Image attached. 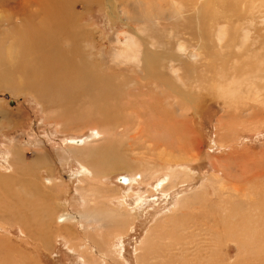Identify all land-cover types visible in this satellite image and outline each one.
Listing matches in <instances>:
<instances>
[{
    "label": "rangeland",
    "instance_id": "374dc122",
    "mask_svg": "<svg viewBox=\"0 0 264 264\" xmlns=\"http://www.w3.org/2000/svg\"><path fill=\"white\" fill-rule=\"evenodd\" d=\"M25 1L0 0L1 57L16 51L8 46L18 35L10 34L13 25L24 18L28 33L41 23V0ZM109 1L73 0L70 31L82 36L79 62L118 86L121 109L108 112L104 99L91 101L100 103L96 109L88 98L71 101L68 111L59 100L47 104L34 85L21 88L40 78V66L29 55L21 57L28 62L16 56L14 65L8 57L16 89L0 86V264H264V89L245 107L233 101L238 92L228 103L215 89L243 91L255 68V84L264 83V0H168V36L198 59L193 67L184 50L171 47L175 59L161 70L105 56L125 46L131 26ZM197 28L211 47L218 30V48L234 47L204 49ZM57 39L63 52L72 51L69 42L60 45L65 37ZM246 53L252 60L235 59ZM46 72L54 84L58 70ZM107 116L117 117L112 126H103ZM38 148L60 188L54 201L32 198L34 185L22 189L26 179L40 180L42 197L52 189L42 167L35 176L23 171Z\"/></svg>",
    "mask_w": 264,
    "mask_h": 264
},
{
    "label": "bare ground",
    "instance_id": "6f19581e",
    "mask_svg": "<svg viewBox=\"0 0 264 264\" xmlns=\"http://www.w3.org/2000/svg\"><path fill=\"white\" fill-rule=\"evenodd\" d=\"M72 1L73 0H41V4L38 1V3L40 4L39 9H40L41 23L39 24L37 31H32V32L26 33V30H28V29H27V23H26L24 18L21 20V22H19L20 25H18V26L13 25L9 29L10 34H11V31L13 29H15L16 34H18V35H16L15 43L14 44L8 43L9 44L8 46H10L13 49L15 47H17V48H16V51L13 54H10L9 56L6 54L3 57L0 56V86H2V87L6 86L7 88H12V87L15 88L16 87L15 86L16 82L12 79L14 72L12 73L11 72L12 68L7 67V64H6V62L9 59L8 57L11 58L9 64L13 63L12 65H14V61L12 62V59L16 58V56L18 58H20L21 60H24L26 58L25 55H27V56L29 55L31 57L30 61L33 64H37L40 66L39 67L40 69H38V72H39L38 75H40V78H39V76H38V78L33 77V79H34L33 81H36L37 83H34L33 81H31V83H30V81H29V84L27 86L25 85V86H22L21 88L29 89L30 85H34V88H33L34 92L38 93L36 95L43 102H45L47 104H51L53 101L57 102L59 100L60 103L63 104L65 109L68 111V108L72 107V105H71L72 103H70L71 101H73V102L78 101L79 102V101L83 100L84 98L85 99L88 98L90 105L91 106L93 105V107H95V109H96L100 106V103L98 101L97 102L94 101L95 103L91 102V101L93 99H95V100L96 99H104L103 102H101V106L109 108L107 110L108 112H110V109H112L113 107L121 109V106H123L122 101L120 100L121 99L120 96H122V93L118 89V86L113 85V83H108L107 82L108 79H106L103 75L98 76L97 74H95L92 71L94 69V66L90 63L88 64V62H85L84 59H82L81 62H79L78 52L80 49L82 36L77 31L76 32H74V31L71 32L72 30L70 31L72 10L69 8L68 4L73 3ZM75 2H76V0H75ZM109 2L111 3V9L112 10H116V12L120 13V15L122 14V16H123V14L127 16V19L131 23V26H130L129 30L124 31L125 42H126L125 46L123 48H117V50L116 49L111 50L110 49L111 47H110L108 50L103 52V53H105L106 57L114 58L115 62L120 61V60L122 61L123 58H125V59L136 60L138 62H142L145 65H149V67H150V65L155 64L154 67L160 68L161 66L165 67V65L168 63V58L169 59H175V57L172 54L173 51L171 50V47L176 46V49L184 50L183 54L184 53L185 54L183 55V57L185 59L187 58V59H190L191 61H193V64H192L193 67L197 64L196 61L198 58H197L196 54H194L193 52H189L188 48L185 49V46L187 44L186 42H183V40L174 42L175 35L171 34V36L170 35L168 36V0H126L125 2L122 3V5L120 3L118 5L116 3V0H110ZM27 3L28 2H26V4ZM6 4H9V3H6ZM13 5H15V4H13ZM73 5H74V3H73ZM125 9H127L126 14L124 11ZM198 11H199V8H198ZM9 14L5 13L6 16L10 17ZM15 14H16V12H15ZM12 15H13V13H12ZM19 15L20 14H18V16ZM12 17H14V16H12ZM25 17H27V16H25ZM4 18H6V17H4ZM200 19H201L200 13L199 14L197 13L196 14V26L197 27L200 26ZM13 22H15V21H13ZM35 30H36V27H35ZM196 31L198 34H200L199 39L201 41V45L206 50L214 48L215 50H218L219 52L225 51L227 53L230 48L232 49V45L234 47V43H230V45L225 46V47H227L226 49H224V47H223V49L218 48L220 41H221V37L223 36L221 34V33H223L222 30H218L217 34H215V39L217 40V44L214 43V45H212V47H211L210 43L207 40H205L203 36H201L202 33H200L199 28H197ZM13 34H15V33H13ZM56 36L57 37L58 36L59 37L60 36L65 37L66 40L62 41L60 45H64V44H66V42H69V46L72 47V51L71 52L70 51L63 52L61 50V48H59V45H58L59 41H57L58 39ZM75 37H76V41H75ZM118 40H120V39H115L114 41L111 40V42L114 43V45H116V44H118ZM252 41H254V39H252ZM204 42H206V43H204ZM83 44L87 45L86 43H83ZM168 45H169V47H168ZM201 45H199V46L197 45L196 53L199 50H202ZM252 47H253L252 49L255 48V43H253ZM12 50L8 49L7 51L13 52ZM186 52H189V53H186ZM199 54H200V51H199ZM246 55H247V53L244 56L239 54L238 58L235 57V59H238V61H239V57L241 56V57L246 58L249 61L250 57L247 55L249 57V58H247ZM29 56H28V58H29ZM21 57L22 58L25 57V58L22 59ZM185 59H184V61H186ZM250 59L252 60V58H250ZM15 61H17V59ZM24 61L26 62L27 60H24ZM261 63L264 64V61L262 60ZM26 64H28V63H25V65ZM42 64H43V67H42ZM156 64L157 65L159 64V65L156 66ZM160 64H162V65H160ZM257 64L260 65V62L258 61ZM15 66H16V64H15ZM48 68H54V69L58 70L59 76H57L55 78L56 81L54 84H52L46 76L47 75L46 70H48ZM29 69H30V67H29ZM29 69H27L28 72H29ZM161 69H162V67L160 68V70ZM255 69L256 70L253 73L248 72L249 74H251V77H248V80L245 79L246 83H245V85H243L244 86L243 91H241V89H240L241 92H239L236 89H234L232 91L230 90V91L222 93L223 90L221 88H215V89H217L219 91L221 96L224 97L228 103L230 100H232V98L235 97L237 92L239 94V96H238L239 98L233 99V101L235 100L237 105H241V106L245 107V106H247V104L250 103V101L256 102V101H258L257 98L261 94L262 89H264V83L263 84H255L254 80H255V78L257 79V77L255 76V75H257V68H255ZM170 70H172L171 73L176 74V70L174 69V67H172V68L170 67ZM19 73H22V72H19ZM41 73H44V74H41ZM30 74H29V77H30ZM34 74H35V72H34ZM158 74H156L155 77ZM32 75H33V73H32ZM22 76H24V75H22ZM26 76H24V77H26ZM36 76H37V73H36ZM18 77H20V76H18ZM53 77H55V76H53ZM176 78L179 79L178 76ZM141 79H143V78H141ZM52 80H53V78L51 79V81ZM136 80H137V82L139 81L138 76H137ZM153 80H154V78L151 81H153ZM231 81H233V80H231ZM105 84H108L109 87L111 86V84L113 86L111 88H109V87H106ZM19 85H22V84H18V86ZM237 85H238V88H240L242 86L241 83H238ZM253 90H258V91L252 92ZM31 91H33V90H31ZM176 91H178V90L176 89ZM47 94H49V95L52 94V95L47 96ZM240 96H243L244 98H241ZM49 97H51V99H49ZM261 100L263 101L261 106L264 107V92L262 94ZM89 103H87V104H89ZM231 104L232 103H230V105ZM189 105H190V103H189ZM103 116L104 115H102V117ZM112 120L113 121L117 120V117L107 116V117L102 118V122L104 123L103 126H105V127L112 126ZM125 122L129 123L127 120ZM129 124H130V126H132V122ZM140 136L141 135L139 132V134H137V137H140ZM168 138H169V135H168ZM132 139H133V136H132ZM66 142L67 143H74V144H78V145H81L83 143V141H76V140L75 141L74 140H68ZM118 182L126 185L129 183V179L125 178V177H119ZM160 182H164V179L160 180ZM157 186L158 185H156V187ZM63 220H66V219H64V217H60L58 221L61 222ZM216 221L218 222V219H216ZM178 262H181V259L180 260L178 259ZM198 262H199L198 264H201L200 261H198ZM210 263L215 264V262L213 260Z\"/></svg>",
    "mask_w": 264,
    "mask_h": 264
},
{
    "label": "crops",
    "instance_id": "0c3cea01",
    "mask_svg": "<svg viewBox=\"0 0 264 264\" xmlns=\"http://www.w3.org/2000/svg\"><path fill=\"white\" fill-rule=\"evenodd\" d=\"M40 150L41 149L38 148L37 151H40ZM41 155H45L44 152L40 151L39 156H37L39 158H37V159L34 158V159H36L35 161L26 163L23 171L25 172L26 175H28V174L33 175L32 173L35 171L36 168H41L42 167L44 169V171L48 173L47 175L50 176L48 178L49 181L48 180L47 181H48L49 184L50 183L52 184V189L53 190L52 189H49V190L47 189L46 192H44V196L42 197L40 195V189L42 188L41 185L39 184L40 180H39V182H33L32 180L29 181L27 179H26V181L25 180H21V184L23 186L22 189L23 190L27 189V187H26L27 185H29L30 187H32V185H34L35 186L34 188H37L38 189V194L37 195L31 194L30 196L32 198L33 197L34 198L37 197V199H40L41 198L40 199L41 201H43V200L45 201V200H48V199H51V201H54L55 200V196H54L55 195V192L54 191L58 189V186L55 185L56 184L55 179H54L55 177L53 175L54 173H53V169H52V166H51L50 161L46 157H42ZM24 161L26 162L27 160H24ZM33 176H35V175H33ZM43 211L44 210L40 208V211L36 210L35 212L36 213H39V216H44V212Z\"/></svg>",
    "mask_w": 264,
    "mask_h": 264
},
{
    "label": "flooded vegetation",
    "instance_id": "af4514ba",
    "mask_svg": "<svg viewBox=\"0 0 264 264\" xmlns=\"http://www.w3.org/2000/svg\"><path fill=\"white\" fill-rule=\"evenodd\" d=\"M203 102H204V101H202V103H203ZM205 103H206V102H205ZM205 103H204V104H205ZM202 105H203V104H202ZM202 105H201V106H202ZM201 106H200V107H201Z\"/></svg>",
    "mask_w": 264,
    "mask_h": 264
}]
</instances>
